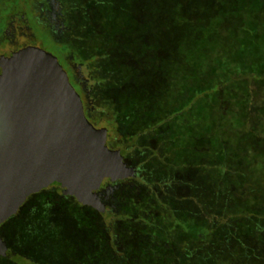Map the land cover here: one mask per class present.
Wrapping results in <instances>:
<instances>
[{
  "label": "rangeland",
  "instance_id": "rangeland-1",
  "mask_svg": "<svg viewBox=\"0 0 264 264\" xmlns=\"http://www.w3.org/2000/svg\"><path fill=\"white\" fill-rule=\"evenodd\" d=\"M133 1L62 0L59 5L67 19L68 46L58 48L45 32L41 34L42 43L29 42L18 28L14 37L3 43L14 50L13 43L27 44L54 54L70 84L81 96L88 120L95 127H106L107 145L120 148L124 153L128 169L122 182L128 186L118 194L119 208L112 210L98 202L83 205L100 213L111 235L122 228L124 208L140 198L143 200V195H151L152 199L154 193L158 197L150 201L149 205L155 208L146 209L149 212L150 209L159 212L160 207L165 209L170 199L177 197L178 183L160 182V176L153 175L148 166L153 154L160 159L156 153L159 147L150 139L139 141V135L129 137L115 120V73L113 68L108 71L107 58L115 56L129 63L131 56L128 52L121 56L116 49L110 50L111 47L102 44L123 43L129 49L139 46L141 41L127 36L134 28L152 33L149 43L159 51L154 49L156 54L145 62L150 67L149 80L138 76L142 82L138 89L119 92L121 112L138 105L140 111L134 116L135 124L165 120L163 129L171 130L170 159L184 166L181 172L186 173V177L197 174L202 178L206 176L211 182L204 183L203 192L195 194L200 197L202 208L214 206L211 214L264 218V0H157L163 6L154 10V2L139 0L147 5L137 10ZM183 3L195 9L185 10ZM23 9L17 6V10L9 14L21 18L19 12H24ZM85 16L87 19L97 17L95 29L100 27L107 35L106 39L95 37L88 29V22L82 20ZM134 18L139 23H134ZM118 32L122 34L120 40L115 38ZM146 33L135 31L133 35L144 37ZM65 53L68 66L62 58ZM137 59L144 64L143 59ZM120 67L129 71L128 66ZM106 83L111 85L107 87ZM131 183L133 189L129 186ZM52 194L46 193L44 206L47 205L50 212L56 210V217L61 211L58 205L66 195ZM37 199L36 196L30 198L31 205L28 204L20 214L22 223L31 228L35 226L31 213L40 205ZM35 203L36 207L32 205ZM49 205H53L52 210ZM193 211L200 213L202 210L197 205ZM179 217L185 226L180 231L181 238L201 232L208 223L204 214L196 216L186 212ZM250 221L242 220L239 226L249 227ZM257 221L258 218L253 225ZM9 226H0L8 248L36 262V252L31 250L39 248L51 234L47 232L48 237L44 234L41 238H29V250L24 243H15V232L11 234ZM61 247L63 252L68 251L67 244H61ZM16 259L21 264H31L17 256L13 264H20ZM2 262L0 259V264H7Z\"/></svg>",
  "mask_w": 264,
  "mask_h": 264
},
{
  "label": "trees",
  "instance_id": "trees-1",
  "mask_svg": "<svg viewBox=\"0 0 264 264\" xmlns=\"http://www.w3.org/2000/svg\"><path fill=\"white\" fill-rule=\"evenodd\" d=\"M149 1L154 2L153 10L163 6L157 0ZM133 3L137 6V10L147 5L139 0H134ZM184 3L185 10L195 9L191 5L190 7L185 6ZM95 7L96 4L93 8L95 9ZM96 16H92L91 19H87L85 16L82 20L88 22V29L95 34L96 38L106 39L107 35L100 27L95 29L97 26L94 23ZM134 23H139V21L134 18ZM132 30L128 32L127 36L130 39L141 41L139 46L129 49L123 43L102 44V46L111 47L110 50L116 49L121 56L126 52L131 56L129 63H125L115 56L107 58V62L111 66L110 69L107 64L108 71L114 69L115 73L113 80V87L117 90L114 94L115 120L122 132L129 137L134 134L139 135V141L150 139L154 146L159 147L156 153H159L160 159H156L157 154H153L151 161H148V166L152 169L153 175L160 176V182L168 180L178 183L175 189L177 197L171 198L169 206L165 209L160 207L159 212L154 209H150L149 212L146 209L152 207L149 205L150 201H154L158 197L154 193L152 199L151 195H143V200L140 198L133 205H127L124 208L125 218L120 222L122 228L119 229V232L116 230L111 236L102 216L94 208L71 200V197H66L61 199L62 204L58 205L61 211L57 216L58 212L52 210L51 207L54 205V201L51 203L53 205H49L51 212L48 211L47 205L44 206L46 194L32 195L29 200L36 196L37 201H40H38L40 205L37 209L33 210L35 213L32 212L30 216L34 220L35 226L31 228L30 225L21 221L20 214L27 208L25 205L21 206V209L2 225L9 226L13 222L8 227L11 234L15 232L13 240L21 245L24 243L29 250H31L28 247L29 238H41L47 232L51 236L45 234L50 238L44 240L39 248L31 250L36 252V262L23 255H17L15 251L11 252L10 247L7 255L0 256V259L7 264L15 263V256L24 262L29 261L31 264H264V218L255 215L211 214L210 212L215 210L214 206H210L208 209L202 208L204 205L200 197L195 194L198 191L202 193V189L206 188L204 183L211 184V182L206 176L202 178L197 174L191 175L189 178L186 177V173L181 172L183 165L175 159H170L169 143L171 140L169 135L171 130L163 129L162 123L165 120L153 124H135L134 116L140 111L138 105H132L126 112H121L119 92L138 89V86L142 84L141 79L149 80L150 67L146 66L145 62L153 53L156 54L159 51L158 47H153L149 43L152 33L148 30H135L134 28ZM135 31L148 33L144 37H135L133 35ZM121 35L118 32L115 38L120 40ZM154 49L157 51L155 52ZM137 58L143 59L144 64H141ZM110 61L112 62L110 63ZM120 65L128 66L129 71H124ZM138 76L142 78L138 80ZM106 84L107 87L111 85L110 83ZM212 187L213 184L210 185L211 189ZM197 205L201 207L200 213L193 211ZM186 212L196 216L204 214L208 223L201 232L181 238L180 231L183 227L185 229V226L179 216ZM55 214H57L56 217ZM51 218L53 219L51 220ZM257 218V224L253 225ZM246 219L251 220L250 226H239L240 221ZM61 244H67V252L62 251ZM16 262L21 264L17 259Z\"/></svg>",
  "mask_w": 264,
  "mask_h": 264
},
{
  "label": "water",
  "instance_id": "water-1",
  "mask_svg": "<svg viewBox=\"0 0 264 264\" xmlns=\"http://www.w3.org/2000/svg\"><path fill=\"white\" fill-rule=\"evenodd\" d=\"M58 58L38 47L0 58V225L53 183L82 204L97 202L104 179L127 174L106 127L86 117ZM0 235V256L7 255Z\"/></svg>",
  "mask_w": 264,
  "mask_h": 264
},
{
  "label": "flooded vegetation",
  "instance_id": "flooded-vegetation-1",
  "mask_svg": "<svg viewBox=\"0 0 264 264\" xmlns=\"http://www.w3.org/2000/svg\"><path fill=\"white\" fill-rule=\"evenodd\" d=\"M61 1L62 0H0V58L9 52H17L30 46L27 44L25 46H19L18 44L13 43L11 46L16 48L14 50L9 48L10 45L3 44L7 39L14 37L16 28L19 29L21 35H24L25 37H28L30 39L29 42L37 41L42 43L41 34L45 32L46 35L52 40L54 44L57 45L58 48L68 46L67 38H69V35L66 32L67 19L64 17V13L61 11V5H59L60 3H62ZM17 6H21L24 8V12H19L22 13L20 15L21 18H13L10 15L12 12H15L17 10ZM2 13H5V15L3 16ZM7 14H9L10 16L8 15L6 17ZM25 15L26 17L24 18ZM63 38H65L66 40H64ZM66 54L67 53L62 54V58L68 66V62L65 59ZM117 149H119L124 156L122 150L120 148ZM126 186L128 185L126 183H123L122 179L111 181L109 178H106L101 184L98 199L96 201L100 204V206L107 205L112 207V210H117L120 205V198L118 194L125 191L124 188H126ZM129 186L132 189L134 188V185L132 183ZM62 190L63 188L61 187V184L53 183L47 188H44L32 195L58 193L61 196L66 195L65 197H71L73 198V200L78 202L75 197L65 194V192H63ZM32 195H30L29 197H31ZM29 197L27 198L28 201L26 200L23 205L27 206L30 203ZM30 205L31 204H29V206ZM32 205L36 207V203ZM0 235L4 238L1 231ZM8 251L9 250H7V253Z\"/></svg>",
  "mask_w": 264,
  "mask_h": 264
}]
</instances>
